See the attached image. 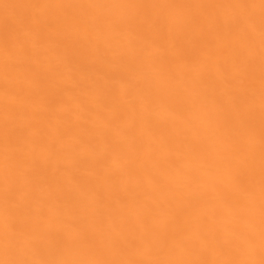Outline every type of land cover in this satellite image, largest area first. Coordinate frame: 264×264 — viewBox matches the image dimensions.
I'll list each match as a JSON object with an SVG mask.
<instances>
[{
  "label": "bare ground",
  "instance_id": "obj_1",
  "mask_svg": "<svg viewBox=\"0 0 264 264\" xmlns=\"http://www.w3.org/2000/svg\"><path fill=\"white\" fill-rule=\"evenodd\" d=\"M262 264V0H0V264Z\"/></svg>",
  "mask_w": 264,
  "mask_h": 264
},
{
  "label": "snow or ice",
  "instance_id": "obj_2",
  "mask_svg": "<svg viewBox=\"0 0 264 264\" xmlns=\"http://www.w3.org/2000/svg\"><path fill=\"white\" fill-rule=\"evenodd\" d=\"M262 3H264V0H262ZM4 264H37V262L9 260L5 261ZM39 264H45V262H39ZM262 264H264V262H262Z\"/></svg>",
  "mask_w": 264,
  "mask_h": 264
}]
</instances>
